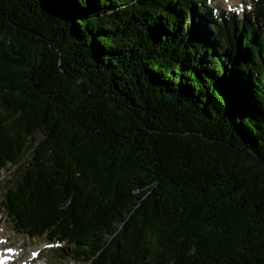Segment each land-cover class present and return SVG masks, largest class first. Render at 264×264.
<instances>
[{"label": "trees", "instance_id": "16d2710c", "mask_svg": "<svg viewBox=\"0 0 264 264\" xmlns=\"http://www.w3.org/2000/svg\"><path fill=\"white\" fill-rule=\"evenodd\" d=\"M0 0V205L83 264H264V0ZM40 137V138H38Z\"/></svg>", "mask_w": 264, "mask_h": 264}, {"label": "rangeland", "instance_id": "374dc122", "mask_svg": "<svg viewBox=\"0 0 264 264\" xmlns=\"http://www.w3.org/2000/svg\"><path fill=\"white\" fill-rule=\"evenodd\" d=\"M206 5L214 9V15L216 16H225L227 14V11L231 9L234 13L242 17V14L244 12L248 13V10H250V7L253 5V3L251 0H207ZM252 11L253 10H250V12ZM13 172L14 169H12L11 167H6L4 170L0 171V201L2 200L7 186H9L11 183ZM0 241L1 246H4V248H10V246L11 248L16 247L17 249L15 248V250H18V252L20 253L19 257L24 254V256L28 258L29 251L39 250V259L35 262V264H83L82 262L73 261V259L71 258V252L62 242H60L59 247H53L45 250L42 248L44 244H47L44 239H29L25 236L23 237L22 235H18V233L14 231L12 224L8 220L6 213L1 205ZM20 251L23 254H21Z\"/></svg>", "mask_w": 264, "mask_h": 264}, {"label": "bare ground", "instance_id": "6f19581e", "mask_svg": "<svg viewBox=\"0 0 264 264\" xmlns=\"http://www.w3.org/2000/svg\"><path fill=\"white\" fill-rule=\"evenodd\" d=\"M232 2V1H231ZM5 234V233H4ZM7 239V238H6ZM5 242V241H4ZM1 244V243H0ZM5 245V244H4ZM7 248V247H6ZM22 254V253H21ZM20 253L17 252L15 257H11L10 254L8 252H4L3 249L0 248V260H2V258H9L10 259V263L16 264L17 263V259L19 257ZM25 261V260H24ZM20 263V262H19Z\"/></svg>", "mask_w": 264, "mask_h": 264}]
</instances>
